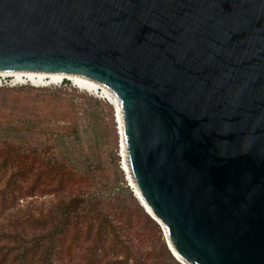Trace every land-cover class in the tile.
Segmentation results:
<instances>
[{
  "label": "water",
  "instance_id": "water-1",
  "mask_svg": "<svg viewBox=\"0 0 264 264\" xmlns=\"http://www.w3.org/2000/svg\"><path fill=\"white\" fill-rule=\"evenodd\" d=\"M0 71L100 83L174 257L264 264V0H0Z\"/></svg>",
  "mask_w": 264,
  "mask_h": 264
},
{
  "label": "trees",
  "instance_id": "trees-1",
  "mask_svg": "<svg viewBox=\"0 0 264 264\" xmlns=\"http://www.w3.org/2000/svg\"><path fill=\"white\" fill-rule=\"evenodd\" d=\"M101 104L67 86H0V264H180L101 150Z\"/></svg>",
  "mask_w": 264,
  "mask_h": 264
},
{
  "label": "rangeland",
  "instance_id": "rangeland-1",
  "mask_svg": "<svg viewBox=\"0 0 264 264\" xmlns=\"http://www.w3.org/2000/svg\"><path fill=\"white\" fill-rule=\"evenodd\" d=\"M13 79H7V80H4L2 81L0 84V86H9V87H20V86H31V87H35V88H61V87H69V88H72V89H75L76 90V95L77 97H85L87 99H94V100H98V101H101L102 104L101 106L98 108V117H99V129H100V134H101V150L102 152L103 151H106L108 152V154H110L111 152H113L114 155L118 156L117 158V163L119 164L120 166V169L122 171V176L124 178V181H126L127 185L129 186V183H128V179H127V174L124 172V170L122 169L123 165H122V162H123V156H121V153H122V145H121V135H120V130H119V122H118V118L116 117V111L114 109V107L109 103V101H107L106 99L102 98L101 97V94L99 95H94L90 92H87V91H83L77 87H75L71 82H69L70 84L69 85H65L64 82L60 85H50V86H33L32 84L30 83H13L12 82ZM84 99V98H82ZM109 104L111 107H112V111H110V108H108V106L106 105ZM89 135L93 138V135L92 133H88L87 134V138L89 137ZM135 195V194H134ZM52 198V197H50ZM48 201H50V199H41L39 200L40 203H48ZM137 202L139 203V205L142 207L141 203L139 202V200L137 199ZM144 209V208H143ZM145 210V209H144ZM146 212V210H145ZM160 226V225H159ZM160 229H161V233H162V238H163V241H164V244L167 246L168 250L170 251L169 247H168V244H167V241H166V237H165V234H164V231L163 229L161 228L160 226ZM151 233L153 236L156 237V231H152L151 230ZM158 237V236H157ZM137 242V241H136ZM156 242V241H155ZM140 246H142L143 248L146 247V244L144 243V240L141 239V242L139 244ZM160 245L162 244H159L157 242L156 244V250L160 251L161 250V247ZM171 255L173 256V258L178 262L180 263L175 257L174 255L172 254V252L170 251ZM181 264V263H180Z\"/></svg>",
  "mask_w": 264,
  "mask_h": 264
},
{
  "label": "bare ground",
  "instance_id": "bare-ground-1",
  "mask_svg": "<svg viewBox=\"0 0 264 264\" xmlns=\"http://www.w3.org/2000/svg\"><path fill=\"white\" fill-rule=\"evenodd\" d=\"M7 79H13V83H30L33 86H50V85H60L64 81L69 80L73 83V85L83 91L90 92L92 94H101L102 92L104 95L111 98V100L115 103L117 108V118L120 125V134H121V145H122V156L124 159L123 167L125 169L126 174L128 175V179L133 186L135 187L131 177L129 175V171L127 168L126 160H125V153L123 147V140H122V132H121V123H120V116H119V109L117 102L113 95L100 83L93 81L89 78L73 75V74H66V73H55V72H23V71H0V83ZM137 191V190H136ZM138 193V191H137ZM139 195V193H138ZM140 197V195H139ZM148 209V208H147ZM149 210V209H148Z\"/></svg>",
  "mask_w": 264,
  "mask_h": 264
}]
</instances>
